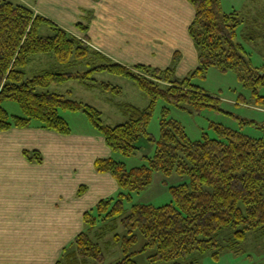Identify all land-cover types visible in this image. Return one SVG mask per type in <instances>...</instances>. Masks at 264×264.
Instances as JSON below:
<instances>
[{
    "label": "trees",
    "instance_id": "16d2710c",
    "mask_svg": "<svg viewBox=\"0 0 264 264\" xmlns=\"http://www.w3.org/2000/svg\"><path fill=\"white\" fill-rule=\"evenodd\" d=\"M188 1L194 8L188 30L200 49V64L188 75L179 77L178 50L167 67L125 64L90 44L89 25L75 24L84 33L79 36L37 13L28 3L0 0V133L36 123L40 128L69 135L72 127L61 113L69 110L86 113L112 151L126 156L135 154L142 136L156 143L153 155L144 156L147 164L132 168L112 155L95 159V170L111 174L120 192L117 198H101L84 213L86 228L77 234L73 244L77 259L85 263H104L105 255L93 230L100 222L119 217L127 233L114 234L125 252L115 264H139L133 256L150 247H156L149 256L152 264H202L208 253L218 258L224 251L246 250L244 243L249 234L264 236V138L215 124L212 126L218 137L205 133L202 139L192 140L185 127L169 117V107L163 109L160 137L155 138L149 131L159 99L178 107L189 105L197 112L207 107L221 109L217 97L193 82L195 77L204 78L212 67L237 70L253 96L264 103L259 91L264 87V62L257 65L238 39V28L244 23L240 12L225 11L222 0ZM242 36L254 41L260 37L257 31ZM42 53L52 55L67 69L50 65L37 72L30 63ZM101 73L133 80L149 97V104L140 107L130 102L119 103L127 119L110 125L97 106L70 93L50 90L54 85L76 79L91 89L121 94V86L96 76ZM5 100L18 102L22 114H11L3 105ZM23 154L29 161H43L38 149H25ZM155 171L189 175L190 181L171 187L170 203L134 204L125 214V202L132 199L134 192L151 184ZM82 187L80 192L84 191ZM115 227H111L112 232ZM141 236L146 242L141 249L131 251Z\"/></svg>",
    "mask_w": 264,
    "mask_h": 264
},
{
    "label": "crops",
    "instance_id": "0c3cea01",
    "mask_svg": "<svg viewBox=\"0 0 264 264\" xmlns=\"http://www.w3.org/2000/svg\"><path fill=\"white\" fill-rule=\"evenodd\" d=\"M28 4L79 36L84 33L75 22L91 21L90 44L125 64L167 67L173 52L183 46L194 48L188 32L194 8L188 0H35ZM85 8L94 9L96 16L82 17ZM191 64L181 59L177 75H188ZM92 146H102L103 155L91 156ZM25 149L40 150L43 161H29ZM112 152L102 136L62 135L36 123L1 132L0 264H86L77 259L73 242L86 228L84 213L107 196V187H118L111 174L94 168L97 157Z\"/></svg>",
    "mask_w": 264,
    "mask_h": 264
},
{
    "label": "rangeland",
    "instance_id": "374dc122",
    "mask_svg": "<svg viewBox=\"0 0 264 264\" xmlns=\"http://www.w3.org/2000/svg\"><path fill=\"white\" fill-rule=\"evenodd\" d=\"M11 1L35 2V0ZM222 6L225 11L237 10L240 12L244 23L238 28V39L246 46L253 61L257 65L262 64L264 62V0H222ZM83 12L81 14L82 17L89 18V20L91 17L96 16L94 9L90 11L88 8H85ZM119 19H122V16ZM78 22L87 25L91 24V21L86 22L84 18L77 20L75 24ZM248 31L258 32L260 37L257 38V41L244 39L242 35ZM183 44H186L184 38ZM199 54L200 49L196 47L195 43L192 50H188L186 46H183V49H180L178 60H190L192 63L191 69H195L200 64ZM172 56H174V52ZM50 65L60 70L67 69L62 68L55 57L46 53L36 55L34 61L30 63V66L37 72L43 70V68L50 67ZM96 76L101 80L121 86L122 93L116 95L100 88L91 89L76 79L54 85L50 87V90L71 93L77 99L97 106L102 110L105 122L110 125L122 123L127 119L119 103L130 102L140 107H146L149 104V97L133 80L110 73L96 74ZM193 82L200 85L208 94L217 97L221 109L207 107L201 112H197L193 111L189 105L178 107L166 102L164 99H159L149 125V131L155 138H159L161 135L160 121L163 117L164 107L170 108L169 117L178 120L185 127L192 140L202 139L205 133L211 137H218L217 130L212 126L215 124L228 126L252 137L264 138V103L258 101L253 96L252 90L243 83L237 70L222 71L219 68L212 67L208 69L204 78L195 77ZM259 91L264 96V87L259 88ZM3 105L11 114H22L19 103L14 100H5ZM61 113L69 121L73 134L102 136L83 111L61 110ZM155 144V142L150 141L147 137L142 136L138 142L140 148L135 154L126 156L119 151H113L111 155L119 161H124L128 168H132L147 164V159L144 156L153 155L156 147ZM99 147L92 146L94 149L91 150L90 155H103L104 148L102 146ZM189 181V175L178 173L167 175L162 171H155L151 184L142 191L134 192L132 199L125 202V214L131 210L134 204L163 205L170 203L173 200L171 187L188 183ZM106 192L108 194L104 196L105 198H117L120 189L119 187L117 189H110L109 186ZM114 225H116L115 228L117 229L115 232H112L111 227ZM103 230L104 234L101 235ZM115 233H120V235L127 233L125 227L122 225L121 217L108 220V222H100L95 227L93 237L100 243L105 255V261L104 263H98L95 260H90L86 264H115L125 256L121 241H116L114 237ZM145 242L146 238L141 236L140 241L132 245L131 251L141 249ZM244 246L247 251L243 248L237 249L239 251L236 252L224 251L218 258H215L211 253L205 254L206 256L204 255L205 257L202 258V264H264V236L254 233L249 234ZM69 248L71 249V246ZM155 249L156 247H150L139 251L133 257L139 264H152L149 256L155 252Z\"/></svg>",
    "mask_w": 264,
    "mask_h": 264
}]
</instances>
